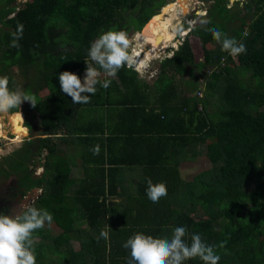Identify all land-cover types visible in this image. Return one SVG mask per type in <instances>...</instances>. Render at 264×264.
<instances>
[{
	"label": "trees",
	"instance_id": "16d2710c",
	"mask_svg": "<svg viewBox=\"0 0 264 264\" xmlns=\"http://www.w3.org/2000/svg\"><path fill=\"white\" fill-rule=\"evenodd\" d=\"M13 1L0 0V76H7L14 90L7 69L14 66L22 75L27 67L34 70L23 92L33 91L36 107L27 102L9 112L19 110L22 124L19 112L11 114L10 123L18 115V123L29 130L36 119L37 132L4 159L0 177L16 174L21 194L32 187L42 191L33 203L52 214L58 233L34 232L41 240L34 242L39 264H83L105 255L112 264H128L130 253L122 245L131 234L164 238L179 226L187 229L186 239L199 234L207 244L216 245L218 264H264V0L240 4L234 0L229 7L228 0H211L204 24L189 28L172 54L159 61L153 80L146 82L124 66L114 77H103L101 82L108 79L110 86L105 89L98 83L83 104L72 103L60 90L59 73L69 71L82 78L87 50L102 31H139L166 0H29L17 9ZM18 24L23 25V35L20 47L14 48L11 34ZM62 26L63 31L57 29ZM185 27L183 22L179 26ZM213 27L244 43L247 58L241 61L239 55L233 65L219 43L214 50L204 48L205 41H213L207 31ZM189 36L201 47L202 66L195 60ZM203 66L205 93L197 97L200 89L194 83L192 98L188 97L174 75H191ZM44 88L47 93L39 96ZM150 91L156 93L153 98ZM213 93L219 95L218 112L212 114L216 118L207 110ZM127 111L138 114L133 128H115L113 117L120 121ZM66 137L77 147L83 167L77 188L72 187L70 159L58 144ZM114 141L141 152L137 154L141 159L130 161L112 152ZM94 146L99 148L95 155ZM199 154L209 167L181 179L176 164ZM128 162L155 168L161 176L152 179L154 183L170 176L163 182L167 195L153 203L146 195L147 184L139 183L135 208L110 204L109 198H123L124 192L112 165ZM36 166H42L40 175L33 173ZM80 220L86 224L82 231L74 227ZM102 229L109 232L107 240L99 236ZM71 240L78 242L77 249ZM221 243L224 247H219ZM184 264L203 262L196 258Z\"/></svg>",
	"mask_w": 264,
	"mask_h": 264
},
{
	"label": "clouds",
	"instance_id": "9594fccd",
	"mask_svg": "<svg viewBox=\"0 0 264 264\" xmlns=\"http://www.w3.org/2000/svg\"><path fill=\"white\" fill-rule=\"evenodd\" d=\"M177 17H180V14H177ZM206 23H211V21H206ZM186 28H175L176 33L172 40L176 42V39L179 38L175 37L177 33ZM188 30L183 33V37ZM207 31L220 44L221 50L230 56L236 57L246 53L247 49L244 43L238 42L234 37H228L218 27L209 28ZM22 35L23 25L18 24L16 31L11 34L10 46L19 48V40L22 39ZM178 44L176 42L174 47H170L167 43L166 46L169 48H165V50L173 52ZM130 46L131 41L126 31L115 29L102 31L90 43L87 50L88 60L85 61L83 79L75 73L63 71L59 73L58 77L60 90L69 96L74 104L88 103L90 95L97 91L98 83L105 89L110 86L111 81L108 79L101 82L102 76L114 77L124 66L131 67L138 73L140 71L138 67L133 66L135 60ZM146 48L147 46L144 45L140 52ZM158 57L153 56L151 59ZM143 72L145 71L143 70ZM149 73L152 74L150 71ZM23 102H28L32 107H36L37 98L35 95L19 89H10L9 78L0 76V113L6 114L12 109H20ZM92 152L94 155L98 154V146H94ZM36 167L38 168L33 173H41L42 166ZM145 179L146 195L150 201L157 203L167 195V187L163 182L154 183L151 178ZM52 220L53 216L47 209L37 208L26 201L18 205L14 214L0 212V264H36L33 234L44 228L46 223L51 224ZM99 236L107 240L109 232L102 229ZM186 237H188L187 229L183 226L175 227L172 229L171 235L164 238L154 237L143 232H134L124 241L122 247L130 253L128 264H184L185 261L196 258L203 264H218L221 257L216 252V245L207 244L199 234H191L190 239H186ZM219 247H224V244L221 243Z\"/></svg>",
	"mask_w": 264,
	"mask_h": 264
},
{
	"label": "rangeland",
	"instance_id": "374dc122",
	"mask_svg": "<svg viewBox=\"0 0 264 264\" xmlns=\"http://www.w3.org/2000/svg\"><path fill=\"white\" fill-rule=\"evenodd\" d=\"M15 1H17V0H14L12 3H14V4H16V9L17 8H19V7H21L22 5H23V3L25 2H23V0H18L19 2H15ZM26 1H29V0H26ZM172 1V0H171ZM170 1V2H171ZM174 1V0H173ZM185 0H183V2H184ZM182 1H178V2H175V3H173V4H170V5H168V3H166L165 5H168L167 7H172V8H175V10H179V12L181 13L180 14V19H182L181 21H183V18L184 17H186V16H188V14H184V13H182V10H181V7L182 6H184V5H182L181 3H183ZM165 5H163L160 9L162 10V8L165 6ZM191 7H193V5L191 4ZM165 8V7H164ZM192 9H195V8H192ZM160 10V11H161ZM197 11V18H196V21H195V24H202L203 25V22L201 21V18H202V16H201V14H202V9L201 8H197L196 9ZM184 14V15H183ZM177 15V14H176ZM149 20V19H148ZM203 20V19H202ZM148 22V21H147ZM147 24V23H146ZM147 26V25H146ZM143 27V26H142ZM57 29H59L60 31H63L64 29H63V26L62 27H58ZM141 29H143V28H141ZM144 30V29H143ZM139 31H141V30H139ZM143 32V31H142ZM127 33H128V36H129V39H130V41H131V46H130V48H135L136 47V42H134V38H135V34H136V32H134L133 30H127ZM140 34H142L141 32H139ZM170 34H172V31L170 32ZM154 35V34H153ZM96 39V38H95ZM94 39V40H95ZM150 39V38H149ZM93 40V41H94ZM191 40V39H190ZM153 42H154V37H153V39H151V43L150 44H148V46H147V49H150L151 51L152 50H154V48H153ZM205 42H208V43H205L204 44V48H206V49H208V50H214L215 48H216V46H217V42L213 39V41L212 42H209V41H205ZM168 44H170V47H174L175 46V42H171V40L169 41V43ZM146 45V44H145ZM165 45L166 44H163V45H161L158 49H157V51L158 50H160V48H162V47H165ZM191 45H192V51H193V54H194V57H195V60H196V62H197V64L199 65V66H202L203 65V57H202V50H201V47H200V45L198 44V42L197 41H195V40H191ZM141 46L139 45L138 46V48H140ZM142 47H143V44H142ZM141 47V48H142ZM139 50V49H138ZM168 50H166V52H167ZM129 52H130V50H129ZM139 54V53H138ZM147 54V52L145 53V54H142V55H140L141 57H144L145 55ZM161 55V54H160ZM160 55H159V57H160ZM155 58V59H148V60H145L144 61V63H142L141 65H140V67H138V69L140 70V71H142L143 72V70L145 71V72H147V73H149V71L150 72H153V71H157V67H158V63H159V61H160V59L162 58V57H160V58ZM247 58V57H246ZM246 58H242L241 59V61H243L244 59H246ZM139 60H141V58L140 59H138L137 61L139 62ZM221 61V60H220ZM235 64L234 65H237L238 64V59H237V57L235 58ZM91 62V61H90ZM133 66H136L137 67V65L134 63L133 64ZM131 68V67H130ZM132 69V68H131ZM149 70V71H148ZM7 73H9L10 74V77H11V80L13 81V88H14V90L15 89H19V90H21V91H23V87H24V85H25V83L28 81V82H31V80H32V75H33V69H32V67L30 66L29 68L27 67L24 71H26L25 72V74L24 75H22V70H18L16 67H14V66H11V67H9L8 69H7ZM139 71V72H140ZM204 71H206V67H204L203 66V69H194V70H192V72H191V75L188 73V72H186V73H184L182 76H178V75H174V79H175V82H176V84H177V87H179V88H181L182 86L184 87V91L185 92H187L186 93V95L188 96V97H191L192 98V95L190 94V92L189 91H192V87H193V84L195 83V86L197 85V88L198 89H200L199 91H201V93L202 94H204L205 92H204V88H203V84H204V76H203V74L202 73H204ZM142 72H140V73H142ZM206 73V72H205ZM1 75H2V73H0ZM143 75H146V73L144 74L143 73ZM83 76H84V71L82 72V78L81 79H83ZM144 78V77H143ZM146 79V78H145ZM149 80V79H148ZM241 80V79H240ZM32 90L30 89V88H28L27 90H26V93H28V94H32ZM194 92H195V90H194ZM47 93V90L44 88V89H42V90H40L39 92H38V95L39 96H43V95H45ZM150 94H152L151 92H149V96H150ZM182 94H184V93H182ZM217 99H219V95L217 94V93H213V95H211V97H210V99H209V103H208V108H207V110L209 109V111H211L210 112V114L212 115L213 113H216V112H218L217 111V106H216V104H217ZM25 103H27V102H23L22 104H21V106H20V108H22V106H24V104ZM7 117H8V115H6ZM6 116L4 117L5 119H7L6 118ZM212 117H214V118H216L217 117V115H212ZM4 118H2V120L4 121V124H2L1 126H0V128H1V130H2V132H0L1 133V135L3 134V136L4 137H2L1 135H0V164L1 165H3L4 166V164H5V158H7V156L9 155V153H11V151H13V150H15V149H18L20 146H21V144L23 143V141L24 140H27V139H30V138H33V137H35L36 136V132H37V123H36V119H32V128H31V130H29L28 128H26V130L24 129V134H23V136L20 138V139H18L17 140V138H18V136H21L22 135V131H21V129H20V126L18 125L19 123H18V121H14L13 123H11V126H12V130H11V128H10V124H9V129H10V132H7V129H6V126H8V125H6V121H5V119ZM24 128V127H23ZM22 128V129H23ZM11 131H13V133H14V135H12V132ZM20 132V133H19ZM8 153V154H7ZM2 157H4L3 158V160H1L2 159ZM193 164V165H192ZM192 165V166H191ZM209 162L206 160V158H197L196 159V161L194 162V163H188V164H186V166H191V167H189V169H186V168H182L181 169V171H182V174H181V178H185V179H189L193 174H195L196 172H198V171H200V170H202V169H205V168H208L209 167ZM38 167H35L34 168V170H36ZM18 169L19 168H16V172H17V174L18 175H21V170H19L18 171ZM40 170V169H39ZM40 172V171H39ZM38 172V173H39ZM81 174V171H80V169L79 168H76V170H75V172L73 173V174H71L72 176H74V177H76V176H79ZM16 174H10V175H8V176H5V177H0V197H2V199H8V197L6 196V195H3V192L5 193V191L7 192V191H12V189H15L13 186H14V184L16 185V176H15ZM39 189V188H38ZM40 192H42V191H36V193H37V195L39 196V194H40ZM37 196V197H38ZM35 200V199H34ZM29 204H31V205H33V206H35V207H37V208H39V205L38 204H36V203H33V202H30ZM81 225H83V223L81 224ZM41 230H43V231H45V232H47V233H49V234H51V235H55V233H56V230H58L57 229V226L53 223V221H52V223L51 224H45V226H44V228H42ZM36 238V239H35ZM33 241L34 242H39V241H41L40 240V237H39V235L38 234H34V236H33ZM73 245L75 246V243H73ZM50 258H55L56 256H54V255H50L49 256ZM36 262L37 263H39L40 262V260L39 261H37L36 260Z\"/></svg>",
	"mask_w": 264,
	"mask_h": 264
},
{
	"label": "crops",
	"instance_id": "0c3cea01",
	"mask_svg": "<svg viewBox=\"0 0 264 264\" xmlns=\"http://www.w3.org/2000/svg\"><path fill=\"white\" fill-rule=\"evenodd\" d=\"M171 0H166L165 2H170ZM180 1H182L183 2V0H180ZM234 1V0H233ZM232 1V2H233ZM185 2V1H184ZM183 2V3H184ZM210 2H211V0H186V3L187 4H185V6L186 7H190V9H192V7H191V4L193 5V7L195 8V9H199V8H201L203 11H204V13H202L201 14V16H202V18H201V21L203 22V24H204V22H205V13H206V10H207V8H208V6H209V4H210ZM231 1H229L228 0V2L226 3V7H229L230 5H231V3H232ZM239 2V4L241 3L240 1H238ZM189 3V4H188ZM165 5V4H164ZM163 6V5H162ZM161 6V7H162ZM160 7V8H161ZM173 9H175V8H173ZM194 11V10H193ZM195 14H193L194 15V18H195V20H196V16H197V12H196V10H195V12H194ZM243 12H241L240 11V14H242ZM176 14H178V12L176 11L175 12V14L174 15H172V19H171V24H170V26H169V29L172 31V33L173 34H171V37L173 38L174 37V35H175V33L176 32H174V30H175V28H177V27H179L180 26V24H177V25H175V18L177 17V15ZM203 19V20H202ZM163 22H167V20H164ZM183 22V21H182ZM147 23V22H146ZM145 23V24H146ZM238 23V22H237ZM144 24V25H145ZM142 28V27H141ZM141 28H140V30H141ZM144 29V30H143ZM141 31H139V32H141L142 33V35H144V36H146V37H148V39H149V41L148 42H146L145 44L147 45V44H149V43H151V39H153V37H154V42H153V46L155 47V36L152 34V35H150L151 37H149L146 33H147V26H145V28H143ZM143 31V32H142ZM170 31V32H171ZM134 32H138V31H134ZM138 32V33H139ZM149 32V31H148ZM144 36L142 37V39H144ZM193 38V36H189V39H191V40H193L192 39ZM191 40H190V42H191ZM210 42V41H209ZM169 43V42H168ZM205 43H208V42H205ZM204 43V44H205ZM144 44V45H145ZM166 46V45H165ZM247 52V51H246ZM139 53V51L137 52V54ZM136 54V55H137ZM148 54H149V52H147V54L144 56V58L146 57V56H148ZM239 56V55H238ZM237 57V56H236ZM236 57H232L231 56V58H232V61H233V65L235 64V58ZM240 57L241 58H246L247 56H246V53H244V54H241L240 55ZM144 60V59H143ZM142 60V61H143ZM146 60V59H145ZM141 61V62H142ZM140 62V63H141ZM238 62V61H237ZM157 72V71H156ZM155 71H153L152 72V74H150V73H147V72H142V73H140V72H138L137 74H138V76L142 79V80H144V81H146V82H150L151 80H153V78L155 77V73H156ZM143 73L145 74L146 73V75H143ZM103 77H106V76H102L101 77V79L103 78ZM144 77V78H143ZM146 78V79H145ZM149 79V80H148ZM152 94H150V97L151 98H153V96H154V94H156L154 91H150ZM16 112H19L20 114H21V124H22V122H23V115H22V113L19 111V110H17V111H14V112H8V113H6V114H4V113H0V126L2 125V124H4V121L2 120V118H4L6 115H8V117L6 116V118L7 119H5V121H6V125H8V126H6V129H7V132H10V129H9V124H10V128H11V130H12V126H11V123H10V116H11V114H13V113H16ZM138 114L136 113V112H131V111H127L126 112V118H123V119H121L120 121H119V119L120 118H118V117H116V116H114L113 117V119H112V121H111V123L115 126V128L116 127H120V126H125V125H127L128 126V128H133V124L135 123L134 122V119H137V116ZM19 119H20V116H15V119H14V121H18L19 122ZM32 124V123H31ZM19 125V124H18ZM20 126V125H19ZM23 127H25V126H23ZM20 129H21V131L23 132L22 133V135L21 136H18V138H17V140L18 139H20L22 136H23V134H24V129L26 130V127L24 128V129H22V127L20 126ZM116 130V129H115ZM2 131V130H1ZM111 131V130H110ZM12 132V135H14V133H13V131H11ZM116 132H117V130H116ZM20 133V132H19ZM104 134V136H106L107 134H108V131L106 132V130H105V132L103 133ZM2 137H4L3 136V134L1 135ZM69 139V137H66V140H63V143L62 142H59L58 144H59V148L61 149V154H63V156H65V157H68L69 159H70V177H72L73 179H74V184L72 185V187L74 188H77L79 185H78V179L80 178V177H82V174H83V167H82V164H81V162H80V157L78 156V154L76 153V149H77V147L75 146V144H73V143H71L70 142V140H68ZM111 147H112V152H116V153H122V154H124V156H127V157H129V159H127V160H130L131 161V159H133L134 160V158H135V161L136 160H138V159H141V158H139L138 156H137V154H139V153H141V152H134L133 151V149H132V147H130V146H128L127 144H124V143H120V142H118V141H114V142H112L111 143ZM106 149L108 150V146H105V149H104V151H106ZM63 151V152H62ZM126 153L128 154V155H126ZM8 154V153H7ZM205 158L203 155H197V156H195V157H193L192 159H185V160H181V161H179L177 164H176V171H177V173H178V175H179V177L181 178V174H182V171H181V169L182 168H186V169H189V167H191V166H186V164H188V163H194L195 161H196V159L197 158ZM207 160V159H206ZM137 162V161H136ZM103 167L105 168V169H107V167H110V166H106L105 165V163H104V165H103ZM112 167H116L117 168V170H114V171H112L111 170V168H110V170L109 171H112V172H115L116 173V175H117V178H119V180L120 181H122V185H123V188H124V192H123V198H119V197H116V196H114V197H112V198H109L110 199V201H109V203L110 204H112V203H120V202H122V204L124 205H132L134 208H135V204H136V201H135V199H136V190L135 189H137V186H138V184L140 183L141 185H146V179L145 178H151V179H154V178H158V177H160L161 175L159 174V172L158 171H156V169L155 168H149V167H144L143 165H141V164H138V163H130V162H128V163H125V164H123V165H120L119 167L118 166H114V165H112ZM76 168H79L80 169V171H81V174L79 175V176H76V177H74V176H72L71 174H73L74 172H75V170H76ZM108 170V169H107ZM197 173V172H196ZM35 175H40V173L39 174H35ZM194 175V174H193ZM192 175V176H193ZM191 176V177H192ZM190 177V178H191ZM189 178V179H190ZM181 179H183V178H181ZM118 180V181H119ZM163 182H164V180H171V177L170 176H166V177H164V178H162L161 179ZM183 180H188V179H183ZM17 181V180H16ZM37 190L38 191H41V189L39 190L38 188H37ZM41 193V192H40ZM37 193L35 192V195H36ZM124 194H125V196H124ZM40 195V194H39ZM38 196V195H37ZM33 202V201H32ZM131 206V207H132ZM115 208H116V204H115ZM117 210V209H116ZM83 223V225H81ZM85 226H86V224H85V222L83 221V220H80V221H77L76 223H74V227L78 230V229H80L81 231H82V229H85ZM58 233V230H56V233H55V235ZM49 234V233H48ZM36 239V238H35ZM71 245L73 246V248L74 249H77L78 248V242L77 241H75V240H71ZM73 243H75V246L73 245ZM61 263L63 264V262L61 261ZM36 264H39V263H37L36 262ZM44 264H52V263H44ZM83 264H112V262H111V260L107 257V255H105V259H100V260H97V261H87V262H84Z\"/></svg>",
	"mask_w": 264,
	"mask_h": 264
},
{
	"label": "bare ground",
	"instance_id": "6f19581e",
	"mask_svg": "<svg viewBox=\"0 0 264 264\" xmlns=\"http://www.w3.org/2000/svg\"><path fill=\"white\" fill-rule=\"evenodd\" d=\"M178 1L180 2V0H174V1L172 0L170 3H168V5L173 4L175 2H178ZM181 4L184 5V6L181 7L182 13H185L186 11H190V10H192V11L195 10V9H190V7L188 9V7H186L187 5L185 6V4H187L186 3V0H185L184 3H181ZM168 5H165L164 6L165 8L164 7L162 8V10L160 11V14L151 17L148 20L147 24L143 25V27H142V28H145V26L147 25V30H146L147 33L146 34L149 37H151L150 35L154 34L155 40H156L155 41V47L153 46L154 50L151 51L150 49H147V48L144 50V54L146 52H149L148 56H146L145 58H143V57L140 56V55H142V51L140 52V50H141L142 44L144 46V44L146 42H148L149 39H148V37H146V36L138 33L139 31L136 32V34H135L136 36L134 38L135 39L134 42H136V44H135L136 47L135 48H132V53H133L132 56H133V58L136 57V54L139 51V54H137V57L138 58L135 59V64L137 65V62H138L137 60L138 59H140V58L141 59L142 58L144 59V60L142 59L143 61L141 63H139V66L138 67H140V65L142 63H144L145 59L146 60L150 59L152 57L153 53L155 51H157V49L161 45L167 44L170 40H171V42H174V40H172L173 38L171 37V34H170V31L171 30L169 29V26L171 24L172 15H174L177 10L173 9L172 7H167ZM192 8H194V7H192ZM164 20H167V22H163ZM143 36H144V39H142ZM139 45L141 46L140 48H138ZM146 46H148V44ZM0 132H2L1 131V128H0ZM0 135H1V133H0Z\"/></svg>",
	"mask_w": 264,
	"mask_h": 264
},
{
	"label": "built area",
	"instance_id": "2783aa9c",
	"mask_svg": "<svg viewBox=\"0 0 264 264\" xmlns=\"http://www.w3.org/2000/svg\"><path fill=\"white\" fill-rule=\"evenodd\" d=\"M229 1L232 2L233 0H229ZM238 1L243 2V1H246V0H238ZM262 7H263V9H264V2H263ZM188 9H189V7H188ZM195 10H196V9H195ZM195 10H194V11L190 10V11H186V12H185L186 14H188V16H186V17L183 18V22H184V24L186 25L187 28H186L185 30H181V31H179V33H177V35L175 36L176 38L179 37L178 39H176V42H177V43H180V41L182 40V38H183V33H185L186 30H188L190 27H192V26L195 24V21H196V20H195L194 15H193V14H195V13H194ZM196 11H197V10H196ZM177 12H179V10H178ZM201 12L204 13L203 10H202ZM178 14H180V12H179ZM178 16H179V15H178ZM174 20H175V25H177V24L181 23V20H182V19H180V17H176ZM180 34H181V35H180ZM165 48H169V47L166 46V47H162V48H160V50L155 51V52L153 53L152 57H153V56H154V57H158V56L160 55V53H161L160 57H162V58H164V57H166V56H169V55L171 54L172 51H167V52H166ZM142 54H144V51L142 52ZM160 57H159V58H160ZM136 58H138L137 55H136V57L134 58V60H135ZM220 60H221V63H222L223 59L220 58ZM196 96H197V97H200V96H201V91L197 90V91H196ZM197 107L200 108V105L197 104Z\"/></svg>",
	"mask_w": 264,
	"mask_h": 264
},
{
	"label": "flooded vegetation",
	"instance_id": "af4514ba",
	"mask_svg": "<svg viewBox=\"0 0 264 264\" xmlns=\"http://www.w3.org/2000/svg\"><path fill=\"white\" fill-rule=\"evenodd\" d=\"M24 1H26V0H23V2ZM15 2H19L18 0L17 1H15ZM14 4V3H13ZM178 11V10H177ZM179 13V12H178ZM181 14V13H180ZM144 58V57H143ZM142 58V59H143ZM142 59L141 60H139V62H137V67L139 66V63L142 61ZM15 189H12V191H5L6 193H8V195H6L7 197H8V199H2V197H1V199H0V209H2L3 210V213H7V214H10L11 212H12V210L10 209L11 207H13L14 206V204L12 205V206H10L13 202H15V203H18L21 199H22V197H24L25 195H26V193H27V191H29V190H27V191H24V193L23 194H21L20 193V190H21V188L17 185V181H16V185L14 184V186H13ZM10 201V204L8 205L7 204V202H9Z\"/></svg>",
	"mask_w": 264,
	"mask_h": 264
},
{
	"label": "water",
	"instance_id": "95a60500",
	"mask_svg": "<svg viewBox=\"0 0 264 264\" xmlns=\"http://www.w3.org/2000/svg\"><path fill=\"white\" fill-rule=\"evenodd\" d=\"M168 3H170V2H168ZM160 10H161V9H160ZM160 10H159L157 13L153 14L151 17L160 14ZM41 170H42V169H41ZM36 191H37V188H36V187H32L31 189H29V191H27L26 195H25L24 197H22V199H21L18 203L13 202V203L10 205V206H12V205L14 204V206L10 208V209L12 210V212L10 213V215H11V214H14V213L17 211V209H18V205H19L20 203H23V202H25V201H26L27 203H30V202H32L34 199H36V196H37V194L35 195V192H36ZM7 204L9 205V204H10V201L7 202Z\"/></svg>",
	"mask_w": 264,
	"mask_h": 264
}]
</instances>
